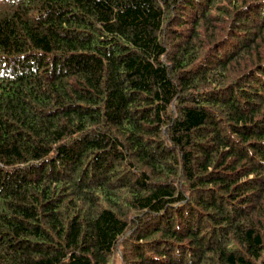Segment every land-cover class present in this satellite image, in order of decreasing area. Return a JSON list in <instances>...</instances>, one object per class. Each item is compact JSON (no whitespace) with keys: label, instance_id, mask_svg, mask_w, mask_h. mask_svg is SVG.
<instances>
[{"label":"trees","instance_id":"obj_1","mask_svg":"<svg viewBox=\"0 0 264 264\" xmlns=\"http://www.w3.org/2000/svg\"><path fill=\"white\" fill-rule=\"evenodd\" d=\"M0 264H264V0H0Z\"/></svg>","mask_w":264,"mask_h":264}]
</instances>
